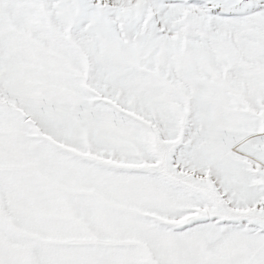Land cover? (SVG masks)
I'll use <instances>...</instances> for the list:
<instances>
[{
	"label": "snow or ice",
	"instance_id": "obj_1",
	"mask_svg": "<svg viewBox=\"0 0 264 264\" xmlns=\"http://www.w3.org/2000/svg\"><path fill=\"white\" fill-rule=\"evenodd\" d=\"M0 264H264V0H0Z\"/></svg>",
	"mask_w": 264,
	"mask_h": 264
}]
</instances>
